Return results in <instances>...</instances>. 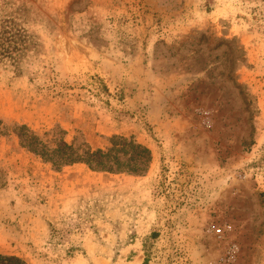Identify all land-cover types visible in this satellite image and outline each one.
Instances as JSON below:
<instances>
[{"label":"rangeland","instance_id":"rangeland-1","mask_svg":"<svg viewBox=\"0 0 264 264\" xmlns=\"http://www.w3.org/2000/svg\"><path fill=\"white\" fill-rule=\"evenodd\" d=\"M0 256L24 264H264V0H0ZM140 175L53 169L13 135Z\"/></svg>","mask_w":264,"mask_h":264},{"label":"trees","instance_id":"trees-1","mask_svg":"<svg viewBox=\"0 0 264 264\" xmlns=\"http://www.w3.org/2000/svg\"><path fill=\"white\" fill-rule=\"evenodd\" d=\"M3 50L1 45L0 51ZM5 132L4 122L0 117V136H4ZM12 133L23 149L56 170L82 164L93 171L140 175L147 171L151 163L149 151L132 138L114 137L107 148L93 150L83 143L68 144L56 132L37 136L26 127H20ZM0 264L24 263L16 257L0 256ZM143 264H148L147 250Z\"/></svg>","mask_w":264,"mask_h":264}]
</instances>
